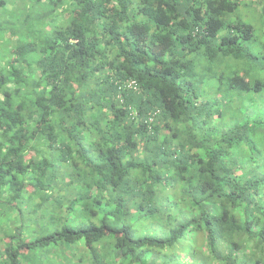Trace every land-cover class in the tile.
<instances>
[{
  "label": "trees",
  "instance_id": "16d2710c",
  "mask_svg": "<svg viewBox=\"0 0 264 264\" xmlns=\"http://www.w3.org/2000/svg\"><path fill=\"white\" fill-rule=\"evenodd\" d=\"M0 264H264V0H0Z\"/></svg>",
  "mask_w": 264,
  "mask_h": 264
}]
</instances>
